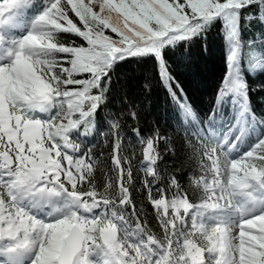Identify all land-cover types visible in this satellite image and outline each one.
Listing matches in <instances>:
<instances>
[{
  "label": "snow or ice",
  "instance_id": "snow-or-ice-1",
  "mask_svg": "<svg viewBox=\"0 0 264 264\" xmlns=\"http://www.w3.org/2000/svg\"><path fill=\"white\" fill-rule=\"evenodd\" d=\"M250 6L259 14L264 0H0V30L22 10L39 11L19 39L0 34V264H264V117L248 107L237 50L206 119L162 55L217 17L232 21L235 36L240 10ZM64 36L77 39L65 43ZM144 55L155 56L184 120L173 138L156 130L142 139L133 129L158 231L141 219L130 192L132 159L121 123L110 121L103 159L80 141L94 130L112 66ZM244 67L264 70L251 56ZM229 95L239 111L221 134ZM128 115L138 122L137 111ZM249 136L254 140L241 152ZM161 141L173 156L179 142L193 170L187 189L170 174L156 187ZM97 170L104 172L99 186ZM189 192L200 193L198 202Z\"/></svg>",
  "mask_w": 264,
  "mask_h": 264
},
{
  "label": "trees",
  "instance_id": "trees-1",
  "mask_svg": "<svg viewBox=\"0 0 264 264\" xmlns=\"http://www.w3.org/2000/svg\"><path fill=\"white\" fill-rule=\"evenodd\" d=\"M231 25L232 21L217 17L201 34L191 40L167 45L162 50L163 58L173 80L184 89L188 103L199 116L206 119L207 114L216 106V97L229 74L228 55L235 48L238 66L242 68L238 79L245 82L248 87V107L256 116L264 117V70L253 72L244 67L250 56L264 65V6L259 14L251 6L249 9L240 10L235 36L230 35ZM62 39L68 43L77 38L64 36ZM109 77L105 103L95 114L94 130L86 138L80 137V141L82 146H85L84 149L93 148L97 156L103 159L110 152L111 145H104V134L109 133L111 129L110 121L121 123L126 154L132 159L133 181L130 192L137 209H143L141 219L146 218L148 226L158 231L155 210L143 186L145 173L139 169L142 161V146L138 144L139 141L134 138L132 131L138 128L139 137L142 139L150 137L156 130L173 138L180 125L184 123L183 116L161 80L158 62L154 55L130 57L118 61L112 66ZM235 104V97L226 98L222 108L224 119L219 121L218 125L224 127L231 123L233 114L238 110L235 109ZM130 111H137L138 122L128 115ZM260 134L261 129L256 128L254 136ZM254 136H249L247 143L253 142L251 138ZM176 148L178 154L173 156L171 151L164 147L163 142L160 143L163 159L158 163L163 179L161 184L156 186L157 188L166 186V177L169 174L175 175L185 189L189 187L193 170L184 163L186 157L180 151L178 141ZM110 165L111 160L108 159L107 166ZM195 172L197 175L201 174L198 168ZM95 175L98 186L102 185L105 182L104 172L97 170ZM147 179L151 180L152 177L149 176ZM153 195H157L155 186ZM171 195V191L166 193L167 198ZM199 195L198 192L195 194L189 192V196L197 202Z\"/></svg>",
  "mask_w": 264,
  "mask_h": 264
},
{
  "label": "rangeland",
  "instance_id": "rangeland-1",
  "mask_svg": "<svg viewBox=\"0 0 264 264\" xmlns=\"http://www.w3.org/2000/svg\"><path fill=\"white\" fill-rule=\"evenodd\" d=\"M85 2H87V0H85ZM252 231H253V232H255V231H256V229H252Z\"/></svg>",
  "mask_w": 264,
  "mask_h": 264
}]
</instances>
